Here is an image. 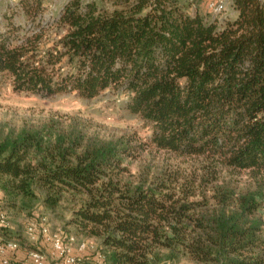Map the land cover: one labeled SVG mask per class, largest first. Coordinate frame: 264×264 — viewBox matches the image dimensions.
Here are the masks:
<instances>
[{
  "label": "trees",
  "instance_id": "16d2710c",
  "mask_svg": "<svg viewBox=\"0 0 264 264\" xmlns=\"http://www.w3.org/2000/svg\"><path fill=\"white\" fill-rule=\"evenodd\" d=\"M20 1L28 15L44 9L42 0ZM108 1L112 8L68 0L54 42H43L42 24L18 42L0 31V83L86 98L122 89L152 135L145 142L136 134L86 137L75 127L0 130V202L24 211L39 190L52 208L66 192L80 195L70 223L100 241L95 261L83 252L87 264H161L183 255L264 264V0H234L238 14L222 27L186 0ZM147 144L206 156L213 169H249L253 187L223 184L192 199L191 187L178 194L164 179L134 183L125 161ZM0 234L10 240L8 225ZM9 264L33 263L28 251Z\"/></svg>",
  "mask_w": 264,
  "mask_h": 264
},
{
  "label": "rangeland",
  "instance_id": "374dc122",
  "mask_svg": "<svg viewBox=\"0 0 264 264\" xmlns=\"http://www.w3.org/2000/svg\"><path fill=\"white\" fill-rule=\"evenodd\" d=\"M68 0H42L44 9L36 16L28 15L22 9L20 0H0V31H9V40L18 42L33 31H38L41 24L45 26L43 42H54L63 33L57 25L65 3ZM99 6L112 8L108 0H94ZM189 10L199 13L209 21H217L218 17L208 8V0H186ZM237 9L231 5L227 21L236 17ZM128 92L122 89H106L99 96L86 98L76 91L60 92L51 95L32 91H16L10 81L0 83V130L19 128L23 125L35 128L51 126L70 130L75 127L86 137L117 138L136 134L148 142L152 129L139 115L134 114L126 106ZM47 128V127H46ZM128 171L125 178L134 183L144 182L152 185L157 180L164 179L182 194L184 188L191 187L196 191L192 199L211 197L216 186L223 184L236 185L238 190H245L253 184L249 169H234L217 166L213 169L212 160L202 155H180L176 152L158 149L147 144L134 157L125 161ZM253 187V186H252ZM38 198L34 200L29 210H11L0 202V213L7 218L10 240L22 243L27 247L26 253L40 249L47 257L48 263L53 264L52 246L47 237L33 242L28 238L27 227L37 216H45L44 225L48 233L54 235L61 232L63 240L74 254L80 253V245L86 244L90 258L95 261L93 254L100 243L96 237L77 234L75 225L70 223L74 211L81 206L82 198L71 192H66L59 204L52 208L43 201V192L39 190ZM1 200V199H0ZM4 239L5 237L0 234ZM19 249L22 248L19 246ZM24 250V249H23ZM3 264V263H2ZM161 264H205L183 255L175 260L164 261Z\"/></svg>",
  "mask_w": 264,
  "mask_h": 264
},
{
  "label": "built area",
  "instance_id": "2783aa9c",
  "mask_svg": "<svg viewBox=\"0 0 264 264\" xmlns=\"http://www.w3.org/2000/svg\"><path fill=\"white\" fill-rule=\"evenodd\" d=\"M231 5H234V0H208V8L215 16L218 17V24L225 22L224 19L228 17V10ZM2 189L0 187V196ZM7 216L4 212L0 213V225H7ZM45 216H37L33 219L28 227V238L33 242L39 241L40 236L47 237L52 246V254L54 255L53 264H87L83 259V254L73 253L69 250L68 244L63 240L61 232L51 235L48 233V228L44 225ZM19 247L18 243L12 240L6 241L0 236V253L4 254L7 250H16ZM86 244L82 243L79 247L81 253L87 250ZM101 260L103 255L100 254ZM29 258L33 264H49L46 255L40 250L35 249L29 252ZM4 264H9L7 260Z\"/></svg>",
  "mask_w": 264,
  "mask_h": 264
},
{
  "label": "crops",
  "instance_id": "0c3cea01",
  "mask_svg": "<svg viewBox=\"0 0 264 264\" xmlns=\"http://www.w3.org/2000/svg\"><path fill=\"white\" fill-rule=\"evenodd\" d=\"M237 14H238V11H237ZM26 255H27V253L23 249L22 250L18 249L15 252H10L7 254H1L0 253V264H2L4 260H7L8 262L26 260Z\"/></svg>",
  "mask_w": 264,
  "mask_h": 264
}]
</instances>
